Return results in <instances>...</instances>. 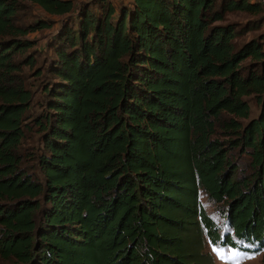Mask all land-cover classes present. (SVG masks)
Wrapping results in <instances>:
<instances>
[{
  "label": "trees",
  "instance_id": "trees-1",
  "mask_svg": "<svg viewBox=\"0 0 264 264\" xmlns=\"http://www.w3.org/2000/svg\"><path fill=\"white\" fill-rule=\"evenodd\" d=\"M24 3L66 18L30 122L15 58L35 46L23 37L55 23L19 24ZM234 13L264 10L260 0H0V260L216 264L210 244L264 264V40L240 43L251 27L224 23ZM33 131L39 174L22 153Z\"/></svg>",
  "mask_w": 264,
  "mask_h": 264
},
{
  "label": "rangeland",
  "instance_id": "rangeland-1",
  "mask_svg": "<svg viewBox=\"0 0 264 264\" xmlns=\"http://www.w3.org/2000/svg\"><path fill=\"white\" fill-rule=\"evenodd\" d=\"M94 1L96 0H76L78 7L82 4H87ZM112 2L119 7L122 0H112ZM18 19L19 24L25 26L33 24L39 20L48 19L53 20L55 23L54 27L51 29L30 33L26 37H23V39H27L35 43V46L25 55H19L15 58L16 64L21 66L20 71L16 73L17 79L24 85L25 89L32 92L33 96L32 106L29 113L27 114V116L29 115L28 122H30L32 119L39 116L44 110V87L49 84V82H51L48 69L55 57L54 51L52 49L54 46V39L58 35L62 21H64L66 18H49L38 7L29 3H24L21 7ZM259 22L260 26L255 28V24ZM224 23L235 24L239 30L250 25L251 28L244 29L243 34L239 39L240 43L248 42L253 38H263L264 40V15L254 17L247 14L234 13L231 14L228 17L227 22ZM28 56L34 58L35 60V65L33 67L30 64L25 63V60L28 58ZM254 112L257 114V110L255 108ZM40 137L41 136L38 132H30L27 134L22 145V153L26 157L25 167H28L30 171L34 173H37V165L35 164V159L33 156H35L41 150L42 144ZM200 197L201 202L208 214L217 221L220 227L226 229L224 227L223 218L220 215L219 206L210 201L203 193H201ZM207 252L214 256L216 264H261L262 261V254L254 255L240 250L214 247L210 244L207 245ZM0 264L11 263H6L0 260Z\"/></svg>",
  "mask_w": 264,
  "mask_h": 264
},
{
  "label": "built area",
  "instance_id": "built-area-1",
  "mask_svg": "<svg viewBox=\"0 0 264 264\" xmlns=\"http://www.w3.org/2000/svg\"><path fill=\"white\" fill-rule=\"evenodd\" d=\"M260 2L262 4L263 10H264V0H260Z\"/></svg>",
  "mask_w": 264,
  "mask_h": 264
}]
</instances>
